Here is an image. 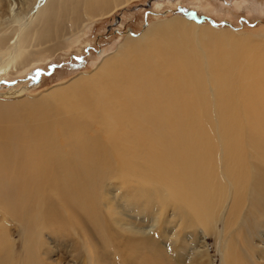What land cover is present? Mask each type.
I'll use <instances>...</instances> for the list:
<instances>
[{"label": "bare ground", "instance_id": "bare-ground-1", "mask_svg": "<svg viewBox=\"0 0 264 264\" xmlns=\"http://www.w3.org/2000/svg\"><path fill=\"white\" fill-rule=\"evenodd\" d=\"M129 1L23 0L34 15L23 19L9 2L12 25L23 24L13 41L0 21V73L46 60L66 34L111 16ZM210 28L183 18L164 20L140 35L130 34L99 67L63 87L24 97L13 107L0 102V111L11 110L0 113V264H49L42 255L55 241L47 235L60 230L81 239L87 264H102V239L118 242L104 209L103 189L110 178H131L140 196L165 188L181 209L177 222L185 230L183 241L190 232L209 234L222 218L219 210L228 192L233 195L228 201L242 202L250 213L247 219L242 215L247 229L246 220L264 208V39ZM96 123L110 132L107 142ZM128 124L131 130L121 135V125ZM243 133L249 151L240 153L230 141ZM130 138L142 164L126 160L112 145ZM153 156L158 158L152 161ZM159 204L163 208L165 200ZM18 214L35 217L38 226L16 256L5 220ZM255 229L261 241L255 251L241 252L224 240L221 264L264 263V225L256 223ZM127 231L146 237L141 228ZM135 241L127 242L130 260L140 258L137 244L144 245ZM183 259L197 262L190 255Z\"/></svg>", "mask_w": 264, "mask_h": 264}, {"label": "rangeland", "instance_id": "rangeland-1", "mask_svg": "<svg viewBox=\"0 0 264 264\" xmlns=\"http://www.w3.org/2000/svg\"><path fill=\"white\" fill-rule=\"evenodd\" d=\"M11 1L16 4V12H20L19 15L22 19L32 18L34 15L23 0H0V21L2 20L1 22L4 23L5 35L14 41L16 30L21 29L23 22L12 25L14 20L10 21L9 17L11 16L7 14V7ZM175 18L197 22L211 27L214 31H220H215L216 34L228 33L230 35L229 31H232L246 38H254L256 41L264 39V0H130L111 16L96 18L86 23L80 31L77 29L66 34L61 41V47L58 50L52 48L51 55L46 54V57H49L46 60L34 62L29 66L18 65L12 70L11 68L7 69L4 74L0 73V102L4 103L1 106L9 105L11 107L16 102L17 104L22 102L24 97L46 94L58 86L63 87L82 74H88L99 67L105 57L118 51V47L124 44L127 36L140 35L147 28L159 22ZM57 41L55 40L53 45H57ZM245 55L240 54L239 57ZM240 64L243 63L240 62ZM244 79L246 80V78ZM237 96L239 99L238 94ZM241 96L244 98L245 92ZM16 108L13 109V113ZM4 110L11 114L10 108H4L0 113L3 114ZM23 111L27 115L31 110L29 106H26ZM241 112L246 113L245 111ZM96 115L104 117L102 113ZM0 119H2L1 116ZM244 119L245 116L241 114L240 122L238 121L240 131L246 127L242 123ZM13 123L14 127L18 128L19 125V127L25 128L20 122ZM128 125L120 126L119 133L121 135L123 132L131 130V124ZM96 130L107 142L109 138L107 133L110 132L106 126L96 123ZM245 137L249 142L244 133L241 138L230 141L240 153L249 151ZM113 144L123 156H127L126 160L142 164L140 162L142 160L139 159L141 157H136L139 155V149L133 145L131 138L116 141ZM153 149L157 150L158 148L155 146ZM157 158L158 156H153L152 161ZM244 160L257 164L256 158ZM134 183L131 178L124 180L110 178L106 181V187L103 189L104 209L109 214L113 232L118 236V242L116 237L113 243H109L107 238L102 239V247H99L102 264H192V261L185 262L184 255L186 257L190 255L191 259L197 261L193 264H221V246H224V240L237 245L241 252L250 250V248L251 251H255L256 244L261 242L255 224L264 225V208L255 219L246 220L247 230L242 222V215L244 213L245 219H247L250 213L244 212L242 202L235 206L233 200L228 201L230 196H233L228 192L219 210L222 218L217 224L213 223L209 234L201 236L198 232H190V239L183 241L181 239L184 237L185 230L178 229L179 223L177 222V220H181V209L168 198L166 189L162 188L160 192L154 190L140 196V190H137ZM162 198L165 200L163 208L159 204ZM0 216L3 217L2 212ZM5 221L9 222L15 254L19 256L22 254L25 236L28 237L38 226L37 219L32 216L21 218L18 214L14 219L6 217ZM65 227L70 228L66 224ZM139 228L146 233V237L127 231V229H131L136 232ZM47 236L51 238L53 236L56 242L49 243L48 255L44 254L46 249L44 253L42 252L47 263L87 264L84 254L79 250L81 239L75 238L76 235L72 232L60 230ZM135 239H137L135 242L144 243V245L137 244L140 249L138 254L140 258L133 257L130 260L131 252H129L130 248L127 247V242H132ZM94 240L99 243L98 239L94 238ZM70 241H73V244ZM202 243L205 248H201ZM75 245H78L77 250H74ZM73 250L74 252H72ZM204 251H207L208 257ZM120 253L124 257V262L119 258ZM248 257V259H252L253 254L250 253ZM257 264L264 263L257 262Z\"/></svg>", "mask_w": 264, "mask_h": 264}]
</instances>
